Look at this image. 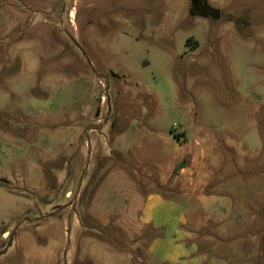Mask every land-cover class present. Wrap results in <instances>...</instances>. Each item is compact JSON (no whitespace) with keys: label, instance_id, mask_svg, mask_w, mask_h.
<instances>
[{"label":"rangeland","instance_id":"rangeland-1","mask_svg":"<svg viewBox=\"0 0 264 264\" xmlns=\"http://www.w3.org/2000/svg\"><path fill=\"white\" fill-rule=\"evenodd\" d=\"M206 3L0 0V264H264V0Z\"/></svg>","mask_w":264,"mask_h":264},{"label":"crops","instance_id":"crops-1","mask_svg":"<svg viewBox=\"0 0 264 264\" xmlns=\"http://www.w3.org/2000/svg\"><path fill=\"white\" fill-rule=\"evenodd\" d=\"M72 14H73V9L70 8L69 10V19L72 20ZM189 171V168L188 167H182L181 168V172H188ZM207 181H209V178L206 177V181L203 182L201 184V186H203ZM163 184L164 181H161ZM201 188V187H200ZM210 193V192H209ZM201 196V195H200ZM214 197V195L212 196L211 194L210 195H202L201 198L202 200L203 199H212ZM163 197L158 194L157 192H152V193H149L147 196H146V203H149L150 204V207L152 206H157L158 204H163L165 201L162 199ZM167 202H171V201H167ZM147 208V207H146ZM7 233V231H3L1 234H0V240H3L5 238V234Z\"/></svg>","mask_w":264,"mask_h":264},{"label":"flooded vegetation","instance_id":"flooded-vegetation-1","mask_svg":"<svg viewBox=\"0 0 264 264\" xmlns=\"http://www.w3.org/2000/svg\"><path fill=\"white\" fill-rule=\"evenodd\" d=\"M192 5L200 13L209 12L210 8L207 6L206 0H191Z\"/></svg>","mask_w":264,"mask_h":264},{"label":"water","instance_id":"water-1","mask_svg":"<svg viewBox=\"0 0 264 264\" xmlns=\"http://www.w3.org/2000/svg\"><path fill=\"white\" fill-rule=\"evenodd\" d=\"M213 12H215V11H213L212 9H210L209 12H203V14H213Z\"/></svg>","mask_w":264,"mask_h":264},{"label":"built area","instance_id":"built-area-1","mask_svg":"<svg viewBox=\"0 0 264 264\" xmlns=\"http://www.w3.org/2000/svg\"><path fill=\"white\" fill-rule=\"evenodd\" d=\"M172 127H173V128H176V127H178V125L175 124V123H173Z\"/></svg>","mask_w":264,"mask_h":264},{"label":"trees","instance_id":"trees-1","mask_svg":"<svg viewBox=\"0 0 264 264\" xmlns=\"http://www.w3.org/2000/svg\"><path fill=\"white\" fill-rule=\"evenodd\" d=\"M182 164H183V163H181V164L178 166V168H182V166H183ZM174 170H175V169H174Z\"/></svg>","mask_w":264,"mask_h":264}]
</instances>
